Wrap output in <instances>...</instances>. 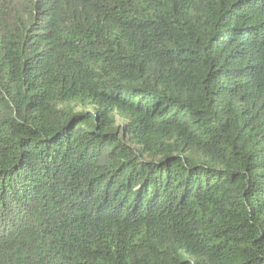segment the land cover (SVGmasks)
Segmentation results:
<instances>
[{
	"label": "trees",
	"instance_id": "16d2710c",
	"mask_svg": "<svg viewBox=\"0 0 264 264\" xmlns=\"http://www.w3.org/2000/svg\"><path fill=\"white\" fill-rule=\"evenodd\" d=\"M0 264H264V0H0Z\"/></svg>",
	"mask_w": 264,
	"mask_h": 264
}]
</instances>
